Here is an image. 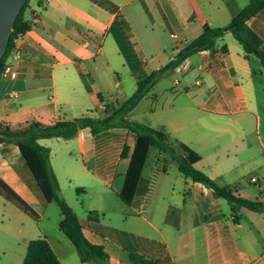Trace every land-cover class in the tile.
<instances>
[{
    "label": "crops",
    "instance_id": "1",
    "mask_svg": "<svg viewBox=\"0 0 264 264\" xmlns=\"http://www.w3.org/2000/svg\"><path fill=\"white\" fill-rule=\"evenodd\" d=\"M249 1L45 0L40 6L31 0L26 16L33 26L21 43V57L12 53L8 58L18 77L0 82V124L22 130L35 121L49 125L84 114L105 116L109 111L103 104L123 103L139 80L166 65L206 24H228ZM248 24L264 40V8ZM227 34L161 75L128 117L189 144L201 155L198 168L220 185L264 203V66L257 56L246 55L238 39L226 40ZM223 45L228 46L225 52ZM122 72L133 79L129 91ZM113 87H122V101L111 92ZM12 89L19 91L18 97L10 94ZM176 90L182 95L174 96ZM144 102L147 109L139 110ZM135 140L129 127L114 126L96 134L81 127L72 138L39 141L51 149L66 199L64 186L74 185L86 192L91 186L89 196L105 200L111 190L121 198L130 164V156L122 152ZM156 149L154 169L160 152ZM163 156L174 158L170 152ZM251 167L259 172H249ZM168 172L169 167L162 174ZM253 173L255 182L253 175L247 176ZM183 175V193L176 195L173 187V200L157 185L146 206L142 198L132 204L121 198L129 207L116 201L122 223L110 218L112 212L102 200L88 202L81 214L70 204L87 237L103 244L110 257L107 264H132L133 252L158 264H264V211L234 204L226 212L227 199ZM0 176L36 210L41 224L36 232L26 227L15 205L0 194V264H23L28 241L42 236L63 264H99L81 259L60 227V206L53 213L55 201L44 195L18 144H0ZM44 220L52 225L49 230Z\"/></svg>",
    "mask_w": 264,
    "mask_h": 264
},
{
    "label": "trees",
    "instance_id": "2",
    "mask_svg": "<svg viewBox=\"0 0 264 264\" xmlns=\"http://www.w3.org/2000/svg\"><path fill=\"white\" fill-rule=\"evenodd\" d=\"M31 0L20 11L10 38L8 49L1 60L0 82L2 68L9 56L14 52V37L19 32H26L32 28V20L27 18L26 11L30 7ZM40 6L45 4V0H38ZM264 8V0H250L233 18L223 26H211L206 24L201 33L193 40L189 41L170 61L163 67L152 71L148 76L138 81L137 89L123 103L117 106L107 105L109 113L105 116H94L84 114L74 119H59L56 122L44 125L39 121L33 122L28 128L13 130L10 125L0 124V144L15 143L28 162L30 168L42 188L44 195L49 201H55L61 208L63 217L60 221L61 229L70 237L76 245L82 260H92L99 264L109 262V254L105 251L103 244L93 243L86 235L84 226L67 199L62 194L58 176L51 162V149L40 143V138L64 137L72 138L79 130L90 127L94 134L114 126L129 127L136 133L134 146L131 148L125 144L122 156H130V164L125 177L124 185L119 193L122 199L128 204H132L136 199H143L147 205L151 192L154 189L153 183L158 177L159 171H166L167 164L159 163L164 158L163 152H170L178 162L179 170L186 176H190L195 181L202 182L212 188L214 192L227 199L229 202L238 206L248 207L255 211H264V203L260 200L251 199L237 193L232 188L220 185L213 177L198 168L196 163L201 159L199 152L194 150L189 144L177 141L178 147H174L170 140V135L161 129L128 117L144 96L153 88L157 79L165 72L176 68L189 56L194 55L200 50L214 47L220 37L228 31L233 32L236 38L244 47L246 55L257 56L264 66V40L248 24L249 18L256 15L259 10ZM228 50L227 45L222 46V51ZM152 147L159 149L158 165L156 174L152 178L144 176V168L149 158ZM131 152V154H130ZM162 165V168H160ZM81 190L80 187L77 188ZM0 194L12 203L18 205L30 215L38 218L36 210L23 199L1 176ZM132 264H158L140 253H131ZM23 264H63L51 243L46 236L33 238L28 241L27 252Z\"/></svg>",
    "mask_w": 264,
    "mask_h": 264
},
{
    "label": "rangeland",
    "instance_id": "3",
    "mask_svg": "<svg viewBox=\"0 0 264 264\" xmlns=\"http://www.w3.org/2000/svg\"><path fill=\"white\" fill-rule=\"evenodd\" d=\"M32 2H35V0H32ZM140 34H141V32H140ZM227 35L228 36L225 37L226 40L228 38V39H232V40H236L237 41V38L233 34V32L228 31ZM120 76L124 80L123 82L126 85L125 88L127 89V91H129L130 90V81L133 82V79H131L129 76L126 77V73L125 72L120 73ZM121 88L122 87H113L111 89V92H113L119 98L120 101H122V99H123V96L120 93ZM171 93L174 96L175 95L176 96L182 95L181 92H179L178 90H176L174 92H171ZM182 98L178 97L176 99L179 100L180 102L182 101V103H184L185 100L182 99ZM142 108L147 109V106H146L145 102H144V104L141 106V108L139 110H141ZM91 111L93 112V114L94 113L99 114V112H97L95 107H92ZM170 139H171V141L175 140L176 143H177V141H179L178 139H172L171 137H170ZM156 151H157V149L155 147H152V150H151L149 158H148V164H147V167H146V170H145V176L148 175L149 178H152V179H153V177L156 174V167L158 165V163H157L155 169L153 168L154 165H155ZM161 161L162 162H159V163H163V165L164 164L168 165L169 172H168L167 176H165V174H162V173H164L163 170L161 172L159 171V173L157 172V174H159L158 177L161 175V178H160V180H158V177H156L155 180H153L154 181L153 183L155 184L154 190H156L157 185H158V187L162 189L160 191L166 192V194L168 195V199L173 200V198L171 196L172 194H174L173 187L176 188V191H175L176 195H179L180 191H181V193H183L182 187L185 186V182H184L185 181L184 180L185 176L183 175V173L179 172V170H178V168L176 166V159L175 158H173V160L170 157H168L167 159L163 158ZM160 168H162V165H160ZM249 170H250L249 172H251L252 170H254V172H259V168H257V167L254 168V169H253V167H251ZM254 174L255 173L248 174L247 176L251 178V175H254ZM188 179L190 181V178H188ZM90 187L91 186H89L87 188V192H86L85 189L78 191L76 189V186H74V185H70L69 187L64 186V194L67 197V199L69 200V203L71 202V204H73V206L77 209V211L80 214L83 213L84 211H86V208H87V206L89 204L88 202H90V201L99 202L101 200H102V202L104 201V203L107 204V208L109 210H111V212H112L110 214V218H112V220L119 219V222L122 223V220L120 219V215H118V207H117V202L116 201L122 203L123 205H125V207L126 206L129 207V205L125 204V202L114 192V190H111V192L109 191L110 193H109V198L108 199L104 200V198L103 199L99 198L98 197L99 195H97V194H94L95 198L92 199L89 195H91V188H93V187H91V188ZM158 190L159 189L157 188V191ZM175 197L176 196H174V198ZM177 201H181V200L177 199ZM173 203H174V201H173ZM223 203H224V207L226 209V212H230V210H232V207L234 206V203H231L228 200H223ZM14 205H15L16 209H18V212L20 213L19 214V221L23 222V224H25L26 227H33L34 228V232H36L37 230L40 229L39 225H41V224L39 222V217L36 219V217L30 215L29 213L24 211L22 208H20L18 205H16V204H14ZM52 207H53V213H54V209H55V211H59V209H60L57 202L53 203ZM189 207L190 206H187V208H189ZM43 222H44V225L46 227H48V230L52 227L51 224L47 225V221L46 220H44ZM55 226H56V223H55ZM32 234H34V233H32Z\"/></svg>",
    "mask_w": 264,
    "mask_h": 264
},
{
    "label": "water",
    "instance_id": "4",
    "mask_svg": "<svg viewBox=\"0 0 264 264\" xmlns=\"http://www.w3.org/2000/svg\"><path fill=\"white\" fill-rule=\"evenodd\" d=\"M27 0H0V67L8 49L16 19Z\"/></svg>",
    "mask_w": 264,
    "mask_h": 264
},
{
    "label": "built area",
    "instance_id": "5",
    "mask_svg": "<svg viewBox=\"0 0 264 264\" xmlns=\"http://www.w3.org/2000/svg\"><path fill=\"white\" fill-rule=\"evenodd\" d=\"M37 14L35 15V20L37 19ZM28 31L26 32H19L17 35H15L14 37V52H13V55L16 59H19L21 57V49H20V46H21V43L22 41H24L28 35ZM175 35V34H173ZM202 68L203 70H207L208 69V65L207 64H203L202 65ZM18 70L15 66V64L10 61V60H7V62L5 63V65L3 66L2 68V72H1V81L3 80H6V79H12V78H17L18 77ZM179 81H177L178 83ZM198 83H201V80L198 81ZM10 94L12 96H15V97H18L19 96V91L17 89H12V91L10 92ZM104 108L107 107L106 106V103L102 105ZM257 176L253 175L251 180L252 181H257Z\"/></svg>",
    "mask_w": 264,
    "mask_h": 264
}]
</instances>
